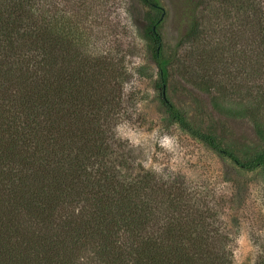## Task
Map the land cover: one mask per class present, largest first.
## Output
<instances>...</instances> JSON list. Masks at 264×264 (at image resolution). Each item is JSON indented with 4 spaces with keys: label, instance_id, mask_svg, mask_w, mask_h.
<instances>
[{
    "label": "trees",
    "instance_id": "obj_1",
    "mask_svg": "<svg viewBox=\"0 0 264 264\" xmlns=\"http://www.w3.org/2000/svg\"><path fill=\"white\" fill-rule=\"evenodd\" d=\"M139 1L148 8L139 36L168 124L226 161L235 177L264 172V147L249 152L222 145L168 98L169 59L158 30L163 8ZM184 5L192 29L197 2ZM75 10L86 15L89 6L78 1ZM73 29L64 17L59 33L55 0H0V264H233L231 251L210 243L225 237L214 226L217 213L186 210L183 190L169 185L182 184L179 178L150 183L147 173L130 179L104 159L97 139L104 124H92L91 134L84 121L79 132L73 129L86 104L82 86L94 88L88 70L98 78L103 66L86 53L73 59L87 36L82 29L73 37ZM257 133L263 142L262 129Z\"/></svg>",
    "mask_w": 264,
    "mask_h": 264
},
{
    "label": "rangeland",
    "instance_id": "obj_2",
    "mask_svg": "<svg viewBox=\"0 0 264 264\" xmlns=\"http://www.w3.org/2000/svg\"><path fill=\"white\" fill-rule=\"evenodd\" d=\"M78 1L89 6L86 15L75 13ZM155 1L163 8L158 30L169 59L168 98L222 145L249 152L264 147L257 133L258 127L264 132V0H191L197 2L192 29L183 19L184 0ZM131 4L137 11L129 12ZM147 9L139 0H55L59 33L69 17L71 36L82 29L87 35L73 59L86 53L90 63L103 65L98 78L88 70L94 88L82 86L86 104L77 110L73 129L84 121L91 134L92 124H104L97 138L104 159L130 179L147 173L150 183L179 178L182 184L169 185L183 190L186 210L217 213L214 226L225 237L211 245L231 251L233 264H258L264 258V172L235 177L226 161L168 124L154 65L139 36ZM92 150L86 147V154Z\"/></svg>",
    "mask_w": 264,
    "mask_h": 264
}]
</instances>
